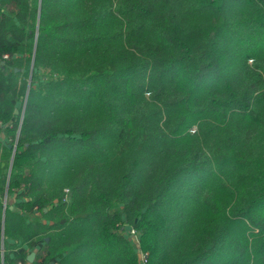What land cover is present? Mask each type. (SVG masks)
<instances>
[{
	"label": "trees",
	"instance_id": "16d2710c",
	"mask_svg": "<svg viewBox=\"0 0 264 264\" xmlns=\"http://www.w3.org/2000/svg\"><path fill=\"white\" fill-rule=\"evenodd\" d=\"M1 134L4 264H264V0H0Z\"/></svg>",
	"mask_w": 264,
	"mask_h": 264
},
{
	"label": "rangeland",
	"instance_id": "374dc122",
	"mask_svg": "<svg viewBox=\"0 0 264 264\" xmlns=\"http://www.w3.org/2000/svg\"><path fill=\"white\" fill-rule=\"evenodd\" d=\"M23 113H24V109H23V111H22V113H21V117H23ZM13 149H14V153H15V151H16V144H14ZM5 196H7V194H6ZM121 203H122V202H121L120 200L115 201V203H114V205H113V207H112V210H113V211H119V210H121V209H122V205H121ZM131 233L135 236V237H134V238H135V244H136V246H137V247L139 248V250H140L141 257H142V262L145 263V264H148V258L146 257V255L142 254V251H141V249H140V240L138 239V237H139V233H138L137 230L134 229V228L131 230ZM133 235H132V236H133Z\"/></svg>",
	"mask_w": 264,
	"mask_h": 264
},
{
	"label": "crops",
	"instance_id": "0c3cea01",
	"mask_svg": "<svg viewBox=\"0 0 264 264\" xmlns=\"http://www.w3.org/2000/svg\"><path fill=\"white\" fill-rule=\"evenodd\" d=\"M1 138H4V134H1L0 135ZM6 206V204H4ZM4 219H5V214L3 216V223H2V226H1V230H2V234H1V239H0V264H4V242H5V236H4ZM31 253H35V258H36V251H29L28 252V256L31 254ZM34 258V260H35ZM33 260V262H34ZM33 262H30L28 260V262L26 264H32ZM18 264H22V263H18Z\"/></svg>",
	"mask_w": 264,
	"mask_h": 264
},
{
	"label": "water",
	"instance_id": "95a60500",
	"mask_svg": "<svg viewBox=\"0 0 264 264\" xmlns=\"http://www.w3.org/2000/svg\"><path fill=\"white\" fill-rule=\"evenodd\" d=\"M16 71H18V70H16ZM32 72H33V69H32ZM18 113H19V111L17 110V111H16V114H18ZM34 258H35V253H31V254L28 256V260H29L30 262H33Z\"/></svg>",
	"mask_w": 264,
	"mask_h": 264
}]
</instances>
